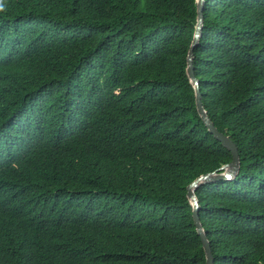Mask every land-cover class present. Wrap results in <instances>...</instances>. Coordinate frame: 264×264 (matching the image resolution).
Segmentation results:
<instances>
[{
    "label": "trees",
    "instance_id": "16d2710c",
    "mask_svg": "<svg viewBox=\"0 0 264 264\" xmlns=\"http://www.w3.org/2000/svg\"><path fill=\"white\" fill-rule=\"evenodd\" d=\"M203 107L236 145L197 190L215 264H264V0H205ZM197 0H0V264H206L186 187L231 162L186 76Z\"/></svg>",
    "mask_w": 264,
    "mask_h": 264
},
{
    "label": "water",
    "instance_id": "95a60500",
    "mask_svg": "<svg viewBox=\"0 0 264 264\" xmlns=\"http://www.w3.org/2000/svg\"><path fill=\"white\" fill-rule=\"evenodd\" d=\"M204 9H205V0H197V23L194 27V33L192 41L190 43L187 58H186V76L187 79L194 91V102H196V108L198 115L203 121L205 127L208 129L209 133L214 136V138L220 142L230 153L231 162L228 165L222 166L220 169L203 174L197 179H194L186 187V198L192 207V221L196 231L201 238L203 245V250L205 253L206 264H215L214 256L211 249L210 241L207 237V234L203 228L201 219H200V201L196 195L198 189L205 185L214 184L222 181H232L239 172V154L236 145L233 141L225 134L219 131L215 126L214 122L210 119L207 111L203 107L202 103V94L200 90V82L194 77L193 70V52L199 46L203 29H204Z\"/></svg>",
    "mask_w": 264,
    "mask_h": 264
}]
</instances>
